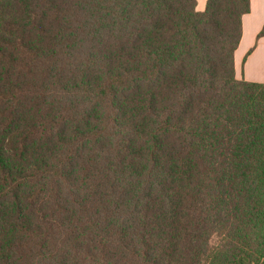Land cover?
Segmentation results:
<instances>
[{"label":"trees","instance_id":"1","mask_svg":"<svg viewBox=\"0 0 264 264\" xmlns=\"http://www.w3.org/2000/svg\"><path fill=\"white\" fill-rule=\"evenodd\" d=\"M249 12L0 0V264H264Z\"/></svg>","mask_w":264,"mask_h":264},{"label":"crops","instance_id":"2","mask_svg":"<svg viewBox=\"0 0 264 264\" xmlns=\"http://www.w3.org/2000/svg\"><path fill=\"white\" fill-rule=\"evenodd\" d=\"M208 0H197V10L204 11ZM264 0H250V12L242 18V35L234 53L235 76L239 80L264 83Z\"/></svg>","mask_w":264,"mask_h":264}]
</instances>
